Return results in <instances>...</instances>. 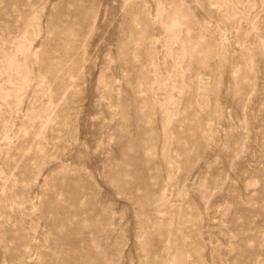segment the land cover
Instances as JSON below:
<instances>
[{
  "label": "rangeland",
  "instance_id": "374dc122",
  "mask_svg": "<svg viewBox=\"0 0 264 264\" xmlns=\"http://www.w3.org/2000/svg\"><path fill=\"white\" fill-rule=\"evenodd\" d=\"M0 264H264V0H0Z\"/></svg>",
  "mask_w": 264,
  "mask_h": 264
},
{
  "label": "bare ground",
  "instance_id": "6f19581e",
  "mask_svg": "<svg viewBox=\"0 0 264 264\" xmlns=\"http://www.w3.org/2000/svg\"><path fill=\"white\" fill-rule=\"evenodd\" d=\"M175 29H176V27H175V25H174L173 30H175ZM28 50H29V46L27 45L26 40H25V39H22V41H21V47H20V51H21V53H22L23 55H27ZM8 64H9V66H10L12 69H15V68H16V64H15V61H14L13 58H11V59L8 61ZM161 203H162V202H161ZM80 233H81V232H80Z\"/></svg>",
  "mask_w": 264,
  "mask_h": 264
}]
</instances>
